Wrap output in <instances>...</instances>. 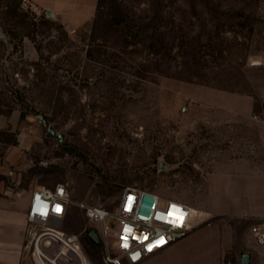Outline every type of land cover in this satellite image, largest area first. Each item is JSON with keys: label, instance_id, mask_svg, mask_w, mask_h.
I'll use <instances>...</instances> for the list:
<instances>
[{"label": "rangeland", "instance_id": "1", "mask_svg": "<svg viewBox=\"0 0 264 264\" xmlns=\"http://www.w3.org/2000/svg\"><path fill=\"white\" fill-rule=\"evenodd\" d=\"M47 11L0 0V114L34 120L26 148L0 132L1 191L24 200L64 184L73 201L116 211L141 188L203 210V223L228 158H263L264 0H99L75 27ZM197 87L239 94L259 117L229 119L220 100H195ZM88 224L74 206L63 229L103 264Z\"/></svg>", "mask_w": 264, "mask_h": 264}, {"label": "crops", "instance_id": "2", "mask_svg": "<svg viewBox=\"0 0 264 264\" xmlns=\"http://www.w3.org/2000/svg\"><path fill=\"white\" fill-rule=\"evenodd\" d=\"M98 2L31 0L35 7L52 10L56 19L71 27L93 18ZM193 98L212 104L216 99L220 100L229 119L247 117L250 113L259 117L260 111L245 103L239 94H218L197 87ZM33 124L32 117L23 118L17 111L10 115L0 114V132L16 133L15 147L18 149L26 148L24 145L30 136V128H34ZM261 127L262 161L257 162L253 156L232 162L228 158V163L223 164L221 169V204H216L211 216L207 213L203 223L198 221V217L205 212L201 209L199 214L194 212L187 236L142 264H241L244 254L250 256V264H264V245L257 242L253 232L254 226L264 224V126ZM15 147L13 145L12 149ZM1 190L0 185V264H32L27 248V211L32 191L20 200L17 194ZM235 220L245 221L244 234L237 235ZM82 251L90 262L83 248Z\"/></svg>", "mask_w": 264, "mask_h": 264}, {"label": "built area", "instance_id": "3", "mask_svg": "<svg viewBox=\"0 0 264 264\" xmlns=\"http://www.w3.org/2000/svg\"><path fill=\"white\" fill-rule=\"evenodd\" d=\"M22 1L26 6H34L31 0ZM74 206L85 211L88 226L98 233L105 264H142L185 238L193 219L191 205L147 189L127 188L116 211H110L73 201L64 184L37 188L32 191L27 211V248L32 264H91L86 262L79 237L63 229L64 220ZM112 218L118 222L115 229L110 226ZM32 226L41 229L30 238ZM253 232L257 242L264 245V224L254 226ZM157 241L158 245L154 243Z\"/></svg>", "mask_w": 264, "mask_h": 264}, {"label": "water", "instance_id": "4", "mask_svg": "<svg viewBox=\"0 0 264 264\" xmlns=\"http://www.w3.org/2000/svg\"><path fill=\"white\" fill-rule=\"evenodd\" d=\"M47 14L49 15V16H53V12H52V10H48L47 11ZM3 34H2V32H1V29H0V36H2ZM39 118V120H41V122L44 124V126H47V121L45 120V118L43 117V116H39L38 117ZM47 132H48V134L49 135H51V136H55V137H57L61 142H64V137H63V135H62V133L61 132H56V131H54L52 128H48L47 129ZM88 237L90 238V240L93 242V243H95V244H100L101 243V240H100V238H99V235H98V233L95 231V230H92V231H90V232H88ZM250 256L248 255V254H244L243 256H242V261H241V264H250Z\"/></svg>", "mask_w": 264, "mask_h": 264}, {"label": "bare ground", "instance_id": "5", "mask_svg": "<svg viewBox=\"0 0 264 264\" xmlns=\"http://www.w3.org/2000/svg\"><path fill=\"white\" fill-rule=\"evenodd\" d=\"M194 212H195V210L193 208V215H194ZM39 229H41V227L32 226L31 230H30V238H32L34 236V234L36 233V231L39 230ZM85 259H86V262H88V259L86 258V256H85Z\"/></svg>", "mask_w": 264, "mask_h": 264}, {"label": "snow or ice", "instance_id": "6", "mask_svg": "<svg viewBox=\"0 0 264 264\" xmlns=\"http://www.w3.org/2000/svg\"><path fill=\"white\" fill-rule=\"evenodd\" d=\"M171 207H172L173 209H175V208H176V206H175V205H172ZM171 214H172V213H169V215H171ZM145 239H147V237H145ZM154 243L158 245L160 242H159V241H157V242H154ZM148 250H149V251H151V250H152V245H150V246H149V249H148Z\"/></svg>", "mask_w": 264, "mask_h": 264}]
</instances>
